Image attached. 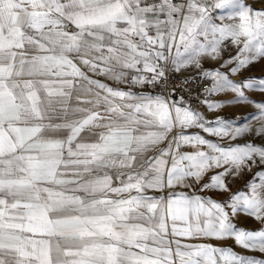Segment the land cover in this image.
I'll list each match as a JSON object with an SVG mask.
<instances>
[{"label": "snow or ice", "instance_id": "obj_1", "mask_svg": "<svg viewBox=\"0 0 264 264\" xmlns=\"http://www.w3.org/2000/svg\"><path fill=\"white\" fill-rule=\"evenodd\" d=\"M261 60L264 3L0 0V264H264L207 242L264 253V144L234 143L264 136V76L232 78ZM188 68L234 94L209 111H257L165 92Z\"/></svg>", "mask_w": 264, "mask_h": 264}, {"label": "crops", "instance_id": "obj_2", "mask_svg": "<svg viewBox=\"0 0 264 264\" xmlns=\"http://www.w3.org/2000/svg\"><path fill=\"white\" fill-rule=\"evenodd\" d=\"M247 2L249 4H254V6L256 8H260L262 6V3H264V0H247ZM225 55H227V53H225ZM202 64H203L204 69H214V68L219 67L220 61H212V60L206 59L202 62ZM196 71H200V70L195 69V68H188V69H185L181 72L192 73V72H196ZM243 76H256V77L264 76V60H261L260 62L253 64L252 66H250L248 68L247 71H243L240 75L233 76L232 78L235 80H239ZM108 82L110 84H112L113 86H117L115 84V82H112V81H108ZM119 86L120 87H126L125 85H119ZM160 90L161 89H159V88L155 89L156 92H159ZM136 91H140V89H136ZM143 91H146V92L152 91V89L151 88H145V89H143ZM247 94L252 99H254L256 101H264V92L249 91ZM175 95L178 97L177 94H175ZM233 95L234 94L231 92L218 93V94H216V98L213 100H227V99H231L233 97ZM197 110H199L201 113H203L204 116L209 120L215 119L216 117H224L226 119L236 121L238 124H244L245 120L242 118L247 117V116H249V114L257 111L256 108L254 107V105L251 103H248V102H241V103H234V104H230V105H225L223 108L215 110V111H209L207 109V107L205 106V104H202L199 108H197ZM247 122L252 124L253 126H256L255 120H249ZM188 131L198 132L200 130L194 128V129H190ZM201 134L206 135L202 132H201ZM206 138L212 139V140H217L216 137H212V136H206ZM244 140H251L252 142H254L257 145L264 144V136H258L255 134H249L248 136L244 137L241 140H237L234 143H243ZM224 143H228V141H224ZM185 150H191V148L186 147ZM251 178H252V174L249 173L243 179H237L232 184L233 191H236L238 189L243 188L245 183L248 180H250ZM177 190L179 191L180 189H177ZM150 194L159 195L160 193L152 192ZM205 194L212 196L215 199H223V196H221L219 193H216V192H207ZM234 223H236L238 227H241V228H244L247 230H256V229H259L261 227L259 222H257L254 218L249 217V216L244 215V214L238 215L234 219ZM207 242L215 244V245L231 247L238 254L253 256V257H256L259 259H264V253H261L259 251L246 250V249L242 248L241 246H239L238 244H236L234 239H227L224 241L209 240Z\"/></svg>", "mask_w": 264, "mask_h": 264}, {"label": "built area", "instance_id": "obj_3", "mask_svg": "<svg viewBox=\"0 0 264 264\" xmlns=\"http://www.w3.org/2000/svg\"><path fill=\"white\" fill-rule=\"evenodd\" d=\"M186 80L187 83H185ZM210 83V80H201L199 71L192 73H171L168 78V85L164 91L167 92L169 89H175V94L185 96L192 107L197 109L204 104L202 102L204 99L213 100L216 98V94L208 97L201 95L202 89L207 88Z\"/></svg>", "mask_w": 264, "mask_h": 264}]
</instances>
